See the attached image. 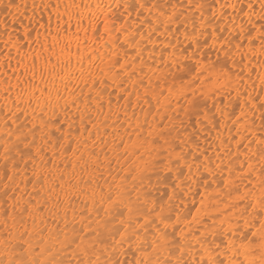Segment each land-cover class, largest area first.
<instances>
[{"label":"bare ground","instance_id":"6f19581e","mask_svg":"<svg viewBox=\"0 0 264 264\" xmlns=\"http://www.w3.org/2000/svg\"><path fill=\"white\" fill-rule=\"evenodd\" d=\"M202 2L204 3L202 10L195 8L190 10V15L194 17L190 22L196 26L195 31L190 29V25L185 26L184 22L178 24V26L176 25V33L182 34V39H186L179 42H177L175 37L177 34L172 35V27L170 25L164 27V24L158 23L159 18L162 17L161 10L153 8L151 13L148 12L147 8L142 11L138 10L136 7L137 0H35L34 3H32V0H6L2 2L0 14V49L3 48V51H0V151L7 150L8 156L11 159L13 158L12 152H17L21 145L23 146L25 143L22 137L25 138L27 122L30 124L32 121H36L41 128L43 127L42 123L47 121L50 116V122L61 121L67 131V133L61 134L57 129L58 135L55 137L43 132V130L40 132L42 143L46 148L43 146V152L36 153L38 158H35V155L31 157L32 155L30 156L28 152L30 163L32 162L31 167L35 173L30 175H35L36 178L32 183H28L33 180L32 178L29 180L31 176H28L29 181H27V178H25L27 174L25 173L26 175L24 174V176V172L21 173L18 170L19 168L15 167L17 163L14 165L13 173L18 176L17 184L14 186L20 189L21 192H19L22 196L18 198L20 195L18 194L11 204L15 205H13L15 207L13 210L15 209L17 213L19 212L16 206L24 210L26 215L22 213V216L30 217L32 227L28 231L34 230L35 225L38 227L41 221H48L47 215L49 216V214L45 210V213H43L41 210L42 206L38 208V213L34 214L33 212H36L35 210H37L39 204H37L38 206L32 205L31 197L28 198L25 194L27 192H29L28 195L34 193L33 196L37 197L36 195H39L37 192L39 190L42 191V195H39L38 199H36V203H41L44 202L51 190L50 200H52L48 199L51 204H54L53 202L56 198L57 201L55 200L56 204H54L56 206L59 196L63 198L60 203L64 202L59 204L60 206L57 209H62L59 212L53 205L57 211H55L56 213H52L51 209L44 207L53 214L50 219H55L54 216L57 214L58 219L61 217L67 220V210L72 204L73 208L76 207L81 214L85 212L83 214V225L90 229L91 234L96 232L93 233V238L95 235L104 237L105 235L102 234L105 233L107 236L112 237L117 245L120 243L119 246L128 247L129 244L133 245L135 251L130 250L131 248L128 247V253L130 254L131 251L133 253L132 256V253L128 255L131 258H136V260H134L135 258H130L132 262L149 259L153 264H157V262L158 264H177L178 260H183L187 264H191L194 260L196 264H199L201 252L207 248L213 251V254L219 252L220 256L218 259L225 260V264H246L247 262V264H257L248 243L242 254L238 251L237 246L241 236V226L230 222L231 242L226 245V232H222L218 225L213 226L218 241L211 240L212 223L206 222V220H209V216L203 219L201 215H192L191 217L189 213L187 214L189 208H193V210L204 209V211L206 210L208 214L216 217L220 222L221 215L218 214V211L209 208L211 202L209 197H212L210 190L216 187L215 180L219 178L223 182L221 184L223 188L216 187L220 191L219 194L224 193L225 196H228V192L232 193L235 198L234 204L237 205L239 203L244 207L249 223H251L249 231L256 233L257 236H261L263 231L260 220L264 213L259 211V207L261 201H264V159L257 160L255 150L249 151L250 156L247 158L246 153L243 152L250 149L249 145L243 146L241 144L240 146H235L229 144L230 151L227 152L223 149L224 152L222 151L223 153L219 155L218 149L223 141L228 140V131L233 126L238 125L245 113H250L253 110L261 117V123L253 127L254 137L257 139V136L261 134L264 139V47H262L260 32L257 31L264 25V20L259 18L258 0H219V2L217 0H202ZM250 2L254 6L250 10L251 24L248 16L238 14L239 9ZM4 3H6V6ZM156 3L163 5L165 12L175 13V18H177L182 14L183 10L188 9L189 0H156ZM221 4H235L236 11L234 12L231 8L222 9L220 7ZM172 5H175V8ZM213 5H215V11L218 15L221 12L227 13L224 22H229L233 18L236 19L237 25L243 22L245 28L251 30L257 40L255 39L244 51L241 48H237V44L240 43L238 40H233L231 44L226 41L215 42L211 35L214 25L217 37L220 35L225 36L226 32L220 33L219 29L222 21L209 20L212 15ZM245 11L248 12L249 10L245 8ZM123 15L125 16L123 17ZM149 16L152 17L151 20ZM132 18H134L133 20L139 19L138 23L142 31L134 32L132 30V24L134 25ZM117 20H122V22L118 23ZM157 26L158 30H155ZM119 28H122L123 31L119 30ZM198 29L201 30V34H206L207 36L204 37L198 34ZM236 30L238 31L239 29L237 28ZM121 36H123V41L119 42V39L122 38ZM205 41L209 42L208 45L211 44L213 46L210 45L213 48L214 55L218 54L222 59H227L233 69V73L226 74L227 82L225 86L220 88V93L210 91L214 104L222 107L223 116L228 124H223L224 121L221 120L223 116L215 119V116L211 118L207 114L204 116L205 119L202 118L204 120L203 123L209 126L208 130L204 131V134H208L206 135L207 139L204 138L203 140L202 137V141L205 142L204 145H199L200 148L198 150L195 149L198 153H190H197L195 157L201 167L198 169L199 172L196 178L200 183H197L195 178H191L197 166L188 167L186 161L178 158L179 154H173L172 163L176 168L175 171L179 183L175 188L176 206H181L184 215L190 217L191 220L189 223H183L180 220L172 223L167 219L170 215V211L167 212L169 209L168 205V208L165 207L164 210L158 208L155 212L150 206L149 211L155 215L152 214L151 217L145 214L146 209L139 208L141 206H138V203L143 205L144 199L152 197L153 194L149 192L150 188L146 189L148 192L144 188V190L136 191L137 188L141 187L143 177L134 176L130 173V170L127 172L124 170L125 168H134L136 171L138 165H136V161H132L134 156L142 158L145 163L149 164H151L153 156L152 154L149 155V152L141 148V146L136 149L133 147L128 148L130 143L128 140L132 137L131 141H134L139 137L138 120L134 118L137 111L134 105L138 103L135 104L132 98L135 96V101H142L143 105H145V102L150 104L152 103L151 94L157 90H153V87L149 85L143 86V80L141 79L143 75L140 78L137 70L141 73L143 72V74L145 73L146 76L155 78L159 70L158 61L165 60L168 62L175 58L177 62L183 63L186 57L185 50L179 49V45L182 46L183 42L186 43L187 47L189 46L188 48L192 47L191 55L201 60L204 66L205 78L212 79L215 73H221L223 70L212 63L215 62L213 59H209V53H206L210 52L207 51L209 47L206 51V47L202 49L206 44ZM121 48L129 57V61H139L140 59L139 67L134 72L137 77L133 78V73H130V78L127 80L128 76L123 78L115 74L113 66L114 62L119 61L117 57ZM241 55L245 61H243ZM128 60L125 63L126 65ZM234 66L236 67L234 68ZM241 69H244V71H240ZM236 70L239 71V75ZM162 76L159 75L157 77L158 87H161L165 75L163 78ZM165 78H168V75ZM107 88L118 90L119 95L121 93L126 94V96L129 94L128 98L132 99V101L129 99L128 105L124 106L127 124L124 125V122H121L119 126H115L116 129L122 131V134L111 128L113 123L110 121V115H115V110L113 106V108H110V104L113 101L111 100L112 97L110 98L111 95L106 92ZM171 90L175 91L176 86L175 88L174 85L173 87L171 86ZM163 95V92L158 91L157 97L159 100L165 98V95ZM108 98H110V102H108ZM222 100L223 104L221 105ZM238 101H241V106L237 105ZM236 106H238V112L243 108V112L239 113V116L233 112ZM72 117H77L83 121L84 126H86L85 134L78 131L76 124L69 122L68 119ZM14 123L17 126L16 134L10 136V132H7V127L12 126ZM198 124L200 123L198 122ZM152 127L154 128L155 125L152 124ZM71 129L72 131H70ZM107 129L111 131H107ZM113 129L115 133L112 131ZM203 129H205V126ZM238 130L232 132L233 135L237 134ZM71 132L72 138L69 137ZM127 132L132 133L131 137L126 135ZM211 132H214V135L217 136L215 139H220L217 144L213 142ZM12 136H16L14 138L16 142L12 140ZM197 137H200L199 134ZM13 141L16 143L14 146V143L12 144ZM73 141L76 142V145L72 148L68 147V143ZM97 141L103 142L105 147L102 146L101 148V146H98L96 149L95 142ZM199 141H196L197 144H199ZM79 144L81 145L79 146ZM116 147H121L122 149L120 150ZM22 148H25V146ZM208 148L214 151L215 156L214 154L213 156L209 154L213 158L210 157L211 159L206 162L204 153ZM116 150H120V152L117 153ZM209 150L208 153H211ZM44 152H48L51 155L50 159L52 158L51 162L53 163L47 164L43 156ZM41 156L44 158H41ZM223 157L226 161L221 159ZM241 157L244 158L245 171L241 173V176H238L235 174L236 160ZM100 159L105 161L106 164L104 166L101 165L102 162H99ZM61 161H63V166L60 164ZM206 165L208 166L207 168H205ZM228 168H231V171ZM38 172L43 173L42 176L38 177ZM100 172L105 173L104 175L108 176L107 179L110 177L108 183L98 182L97 177L100 176L98 175ZM94 173H97L98 176L95 177ZM124 175L128 179H134V181L130 180L133 184L128 183ZM96 178L97 182L95 181ZM225 178L227 179L225 180ZM23 179L24 183L22 182ZM235 179L242 184H246L247 193L236 195V192L239 191L237 189L241 188L231 187L235 186ZM226 182L228 183L226 184ZM202 185H204L203 190ZM36 187L39 190H36ZM180 187L182 189L190 188L191 192L197 195V198L194 199L184 195ZM233 188L236 191H233ZM31 191L32 193H30ZM45 193L46 196H44ZM53 194L58 196V199L54 197L53 200L51 198ZM148 194H150V197H148ZM48 200L46 199V202ZM44 204L47 207V204ZM39 211H42V213H39ZM17 213L12 211V214H16L15 218L9 216L12 219H9V221L6 216V220L15 222L16 219L21 217V212L19 213L20 215ZM86 214L87 216H85ZM69 215L70 219H74V212H70ZM75 216H78V213ZM99 216H103V223L101 220L99 222H91V217L97 221ZM89 218L91 220H88ZM118 218L125 222L124 228L119 227V224L116 225ZM161 220L164 222L162 223ZM90 223L91 225L92 223L96 224L90 227ZM190 223L195 224V226ZM101 224L106 227V229L103 227L105 229L103 233L99 229V226L102 228ZM122 224L124 225V223ZM166 224L167 227H165ZM210 224L211 226H209ZM16 226L18 225L16 224ZM116 226L117 229L115 228ZM67 227L70 226L67 224ZM168 228H172V230L168 231ZM14 232L17 231L14 230ZM163 232L168 234V244L158 243L155 249L148 247L156 235ZM10 233V236H12V232ZM49 234L47 233L46 237ZM176 235L178 236L176 237L177 239L173 237ZM1 236L4 235L2 234ZM107 236L103 239L101 238L102 242L105 241V238H108ZM29 237L31 238L32 235ZM56 238L58 237L56 236ZM27 239L25 240L26 242L28 241ZM178 239L180 242L178 250L180 247L183 248L182 255L181 252L175 255V253H172V251L175 252V249L170 247L171 245L176 246ZM29 242L31 243V241ZM90 244L88 245L91 247ZM60 245L63 244H58L59 247ZM217 245H219V248L216 247ZM145 248L147 249V255L144 251H137V249ZM46 254H49V251ZM38 257L40 264H47L46 262L52 261L49 255L47 257L44 256L46 257L44 259L42 255H38ZM110 260L113 261V258ZM121 261L120 258L117 259V264H120ZM110 264L114 263L110 262Z\"/></svg>","mask_w":264,"mask_h":264},{"label":"rangeland","instance_id":"374dc122","mask_svg":"<svg viewBox=\"0 0 264 264\" xmlns=\"http://www.w3.org/2000/svg\"><path fill=\"white\" fill-rule=\"evenodd\" d=\"M4 1H6V0H4ZM4 1L0 0V14H1V9H2V5H3L2 2H4ZM34 2H35V0H32V3H34ZM4 5L6 6V3H4ZM167 13L170 16L172 15V13H170V12H167ZM158 15H160V14H158ZM124 16L125 15H123V17ZM192 18H194V17H192L190 15V10L187 9V10H183L182 14H180L177 18L174 17V19L176 21L175 23H169L166 16L160 17L158 20V23L160 22L159 24H161V25L165 24V23H167V25H170L172 27V35L174 36L175 34L178 33V32L176 33V31H177L176 25L178 26V24H181L182 22H185V21L187 22L186 26L190 25V29H192V31H195L196 26L190 22ZM133 19L134 18H132V20ZM136 19L133 20L134 22L132 21L134 23V25L132 24V30H134V32H138L139 30L142 31V28H140V24L138 23L139 19H137V20ZM120 21L122 22V20H120ZM120 21H118V23ZM123 23H124V21H123ZM183 24L185 25V23H183ZM119 30L123 31L122 28H119ZM119 33H122V32H119ZM197 33L201 34V30L198 29ZM226 34H225V36H227ZM201 35L204 37L207 36L206 34H201ZM121 37L122 38L119 39V42L123 41V36H121ZM175 37L177 39V42L186 40L184 38L182 39V34H177V36H175ZM244 42H243V47H240L242 51L246 50L247 46H249V42L247 39H246V41L244 40ZM182 44H183L182 46L179 44L178 45H179V49L182 48L181 50H185L186 57H185V60L183 61V63L177 62L175 60V58L171 59L168 62L165 60L158 61L159 70H158L157 76L155 78H152L151 76H146L145 73L143 74V72L142 73L139 72L137 70L138 69L137 67H139L140 59H139V61L138 60L137 61H135V60L129 61L128 60L129 57L127 56V54L124 51H122L123 48L120 49V51H119L120 53L117 57V60H119V61L114 62L115 64L113 66L115 74L118 76H121L123 78L125 76H128L127 80L130 78L129 77L130 73H133V78L137 77L136 75H134V72L137 70L139 77L140 76L142 77V75H143L142 78L140 77L143 80V82H142L143 86L149 85L150 87L151 86L153 87L152 88L153 90L157 89L155 91L152 90L153 91L151 94L152 95V103H150V104H147L148 102H145L144 103L145 105H143L142 101H138V102L135 101V96L132 98V99H134L135 104L138 103V104H136L138 107L136 105H134L135 110H137L135 115H134V118H136L138 120L137 124L139 127V132H138L139 137L137 140L131 141L132 133L131 134L129 132L126 133V135L131 137V139L128 140V142H130L128 148L133 147L136 149L139 146H141V148H143L144 150L149 152V155L150 154L153 155L152 156V162H151V164L145 163L142 158L134 156L132 161H136V165H138V168L136 169V171L134 168H125V166H124V168H125L124 170H126V172L130 170V173L134 176L136 175L139 177H143L142 178L143 183H142L141 187L137 188L136 191H141L144 189H145V191H147L146 189L150 188L151 190H149V192L151 194H153L152 197H150V194H148V197H150V198L144 199L143 205L138 203V206H141L139 208L140 209L141 208L146 209L145 214L147 216L151 217L152 214L154 215L153 212L157 211L158 208H161L162 210H164L165 207H167V205H168L169 209L167 210V212L170 211V215H169L170 220L169 221L172 223H175L176 220H180L183 223H189L191 220L190 217L184 215V213L182 212L181 206L180 207L176 206L177 200H176V195H175V193H176L175 188L178 186L179 183H178V178H177L178 176H177L176 171H175L176 168L172 163V158H173L172 156H173V154H177V155L179 154L180 156L178 158L179 159L182 158L184 161H186L188 167L197 166V168H195L196 170H195V172L191 178H195L196 182L200 183V181L196 177H197V174L199 172L198 169L201 166L199 165V163H198L199 161L195 157V154L198 153V151H196V150H198L200 148L199 145L200 146L204 145L205 141H202V137L204 140V138L207 139L206 135H208V134H204V131H207L209 128V126L206 123H203V121H204L203 119H205L204 116L208 114V116H210L211 118H214V116H215V119L221 118L223 116L222 107L214 104V101L212 99V95H211L210 91H216V93H220V91H219L220 88L222 86H225V84L227 82V75L226 74L227 73L228 74L233 73V69L229 65L230 62L225 58L222 59L221 56L218 54L214 55L213 48H212L213 46L210 44L212 46L211 47L210 45H208L209 42H207L202 49H204L206 47L205 48V51H206V49L209 47L207 49V51H210V52L212 51L211 52L212 55L210 52H206L207 54L209 53L208 54L209 59H211V60L213 59V61H215V62H212V63H214V65L222 68L223 71L221 73H215V75L212 77V79L211 78L206 79L204 76L205 75L204 74V66H203L201 60L197 59L191 55V51H192L191 48L192 47L188 48L189 46L187 47V45H185L186 43H183V42H182ZM210 48H212V49H210ZM2 49L3 48H1L0 51H3ZM208 57L206 56V58H208ZM241 57H242L243 61H245V59L243 58L242 55H241ZM226 58H228V57L226 56ZM127 60H128V64L126 65L125 63ZM235 67L236 66H234V68ZM240 71L243 72L244 69H241ZM236 72L238 74L239 71L236 70ZM135 74H137V73H135ZM159 75H163V76L165 75L164 79L162 81L161 87H158V85H157V81H158L157 77ZM167 75H168V78H165V77H167ZM163 76H162V78H163ZM172 83L174 85V88L176 86L175 91L171 90V86L173 87ZM110 86H111V84H110ZM158 91H161L164 93V95H165L164 99H162V100L158 99V97H157ZM106 92H108L109 95H111L110 98L112 97L111 100L114 102V103L112 102L110 104V108L114 107V110H115V115H110V121H112V123H113L111 128L116 129L115 126H119V124L121 122L122 123L124 122V125H126L127 124V120H126L127 118L125 116V111H124L125 107L124 106H127L128 102H130L129 101L130 98H128L129 94L126 96V94L121 93L120 94L121 96H120L118 94V90L115 91L112 88H110V89L107 88ZM115 93H116V95H114ZM110 98H108V102L111 101ZM132 99H130V100L132 101ZM142 99H144V98H142ZM161 101H163V102L161 103ZM222 104H223V100H222L221 105ZM240 104H241V101H238L237 105L241 106ZM145 109H147V110H145ZM150 110H151V112H150ZM116 112H118L119 114ZM233 112L236 113L235 115L239 116V113L243 112V108H241L240 111L238 112V106H236L233 109ZM146 115L148 116L147 118H146ZM199 116H200V118H199ZM149 118H150V122H149ZM68 120L70 123L76 124L78 126V131H80L81 133L83 132L85 134L86 126H84L83 121H81L77 117H74V118L72 117ZM221 120L224 121V123H223L224 125L228 124L225 121L224 116H223V118H221ZM198 122L200 124H198ZM260 123H261V117L258 113L255 112V110H253L250 113H245L244 116L241 117V120L238 123V125L233 126V128L228 131L229 132L228 140L222 142L221 146L218 149V155L220 153H223L225 150L227 152L230 151V145L229 144H232L235 146H240L242 144L243 146L249 145V147H250V149L243 152V153H246L247 158L250 156L249 151L255 150L256 154H257V160L261 159V151L264 150V139L261 137V134L259 136H257V139H255V137H254L255 134L253 132V130H254L253 127H255V125H259ZM42 124H43V127L40 128V125L37 124L36 121H32L30 124H28V122L26 123V125H27V127L25 129L26 135H25V138L22 137V140L25 143L23 144V146L21 145V147L17 150V152H12L13 155L15 156V157L13 156L12 159L8 156L7 150L0 151V185H1L0 186L1 187L0 188V192H1L0 193V234L2 233L4 235V236H1L2 234L0 235V237H1L0 238V264H31V263L40 264V259H39L38 255H42L43 259L49 255V257L52 258V261L46 262L47 264H110V262L117 264V259H119V258L122 260L120 264H136V261L135 262L131 261V259L135 258V257L131 258V256L133 255L132 251H131L132 254L130 253L131 256H129L130 254L128 253V250H129L128 247L131 248L130 250H134L133 245L129 244L128 247L127 246L126 247L119 246L120 243H118L119 245H117L116 242H114V240L112 239V237L107 236L105 233H103V232H105L106 227L102 224H101L102 228L99 226V229H100V232H102L103 234L102 233H98V234L105 235L104 237L107 236L108 238H105L104 242H102V240H101V238L103 239L104 237L103 236L101 237L98 234H97L98 236L95 235V237L93 238L92 237L93 233H96V232H92V234H91L90 229L86 228V226L83 225V214H85V212H83V214H81L80 211H78V209L76 207L73 208L72 204H70V206L68 207V210H67L68 211V217H67L68 219L67 220H65L61 217H60V219H58L57 214H55V216H54L55 219L54 218H52L53 220L50 219L51 215H53L52 213H54L56 211L55 209H57L60 206L59 204H62L64 202L63 201L62 203H60L63 200V198H61L59 196V199H58V196H55L53 194V197H51V198H53V200H54V197H57L59 203L57 202L58 206L54 205V204H56V202H55L56 198H55V200L53 202L54 204H51L50 203V201L52 200V199L50 200L51 190L49 191V194L47 196H46V193L44 194V196H46V199L50 200V201L48 200V202H46V199H45L44 202L36 203L37 202L36 199H38V196L42 195V193H43L37 187H36V190H39L37 192V194H39V195H36L37 197H35V195L33 196L34 193L28 195L29 192H27L25 194L26 197L28 196V198L29 197L32 198V200L30 198L31 203H33L32 205L38 206L37 204H39V206L37 207V210H35L36 212H33L34 214L38 213L37 211H38V208H40V206H42L43 208L45 207L47 209L49 208V210L51 209L50 210L51 212L53 211L51 213V212H48L49 210H46L45 208L44 209L41 208L43 213H45L44 212V210H45L46 213L49 214L50 217L47 215L49 220L46 222H43L44 220L41 221L38 224L39 225L38 227H36L37 225H35L33 228L34 230H31V232H33L32 234H29V233H31L30 230L28 231V229L32 227V224L30 222L31 220L29 219L30 217L26 218V216H22L23 215L22 213L25 214V212H24V210H22L21 207H19L20 208L19 209L18 206H16V208L18 209V212L19 213L21 212V217L18 218V215H17L18 219H16V221L14 220L15 222H13V221L9 222L10 220H12V219H10L9 216H11V218L12 217L15 218V216H16V214L15 215L12 214V211H13V213H17L15 209L13 210V208H15V207H13L14 204L12 205L11 203L13 200H15V198L21 192L20 189L15 188V186H14L17 184V179H18V176L13 173L14 165L17 163V165H15V167H17V169L19 168L18 170H20L21 173L24 172L23 175L25 173L27 174V175L25 174L26 175L25 178H27V181L31 180V178H32L33 180L28 182V183H30V182L32 183V181H35L36 178H35V175L31 176L32 174H35V173L32 170V167H31L32 162L30 163L29 157L31 155H32L31 157H34L33 155H35V158H38V155H36V153L43 152V149L46 148L45 145H43V143H42V138L40 136L41 135L40 132L43 130V132H46L47 134H49L52 137H55L58 135L57 129L61 134L67 133V131L64 129V125L62 124V122L56 120L55 123H52V122H50V116L48 117L47 121L43 122ZM152 124L155 125L154 128L152 127ZM198 125H201V126H198ZM203 125L205 126V129H203L204 128ZM91 126H92V124H91ZM16 128H17V126L15 123L12 126L7 127V132H10V134H9L10 136L16 134L15 133ZM54 128H56L55 129L56 131L54 130ZM72 129L70 131H72ZM114 129L112 131H114ZM202 129H203V131H202ZM116 130H117V133L122 134L121 130H119V129H116ZM237 130H238V133L233 135L232 132H235ZM107 131H111V130L107 129ZM53 132H54V135H53ZM114 133H115V131H114ZM117 133H116V135L118 136ZM70 134H69V137L72 138V136H73L72 132ZM198 134L200 137H197ZM245 134H246V136H245ZM243 135H244V137H243ZM211 136H212L213 142L215 144H217V142L220 141V139H218V140L215 139V137H217V136L214 135V132H211ZM12 137H13L12 140H14L16 142V140L14 139V138H16V136L15 137L12 136ZM113 137L115 138V135ZM197 140L198 141L200 140L198 142L199 144H197V142H196ZM14 141L12 142V144L14 143L13 146L16 144ZM117 141L118 140L116 137V142ZM208 142H209V139H208ZM102 143L103 142L100 143L99 141L95 142V148L97 149L98 146L99 147L101 146V148H102V146L104 145V143L103 144ZM75 145H76L75 141L68 143V147H70V148H72ZM80 145L81 144H79V146ZM24 146H25V148H22ZM43 146H44V148H43ZM103 147H105V146H103ZM116 148L120 149V150L122 149L121 147H116ZM209 149L210 148L205 150V153H204V159L206 160V162H208L207 161L208 159L213 158L212 156L214 154V151H211V149L210 150ZM223 149H224V151H223ZM120 150H116V152L119 153ZM208 150L211 153H208ZM212 150H213V148H212ZM28 152H29L30 156L28 155ZM191 152H197V153L190 154ZM209 154H212V156H210ZM43 156L45 157V161L47 162V164L53 163V162H51L52 158L50 159L51 155L48 154V152H44ZM43 156H41V158H44ZM214 156H215V154H214ZM221 159L223 161H226L224 157ZM41 160H43V159H41ZM99 162H102L101 163L102 166H104V164H106L105 161H103L102 159H100ZM227 162L229 163V161H227ZM62 163H63V161H61L60 164H62ZM236 164H237V166L235 168L236 169L235 174L238 176H241V173H243L245 171V169H244V158L241 157V158L237 159ZM18 165H19V167H18ZM62 166H63V164H62ZM20 167H21V169H20ZM207 167L208 166L206 165L205 168H207ZM228 170L231 171V168H228ZM42 174L43 173L38 172V177L42 176ZM104 174L105 173L100 172V173H98V175H100V176L97 177L98 176L97 173H94L93 175L95 177H97L99 180L98 181L96 178L95 181L96 182L101 181L102 183H105V182L108 183L110 180V177L107 179L108 176H106ZM28 176H31L30 179L28 178ZM103 176H104V178H103ZM105 176H106V178H105ZM124 176L128 180L127 181L128 183L133 184V182H130V180L134 181V179H128L126 175H124ZM227 176H225V177H227ZM95 177H94V179H95ZM226 179L227 178H225V180ZM22 182L24 183V179ZM235 182H236V183H234L235 186H231V187H236V189L241 188V189H237L240 191V193L237 194V192H239V191H237L236 195H241V194L247 193L246 192L247 191L246 184H242L241 182H239L237 180ZM222 183L223 182L220 181L219 178H216V180H215V186L216 187H218V188L222 187V185H221ZM227 183L228 182H226V184ZM224 186H225V183H224ZM239 186H241V187H239ZM216 187H214V188H212V190H210L212 197H209V200L211 201L209 208L211 210L218 211V214L221 215L220 222L217 220L216 217H213L210 214H208L206 210L204 211V209H194L193 210V208H191V209L189 208V210H187L188 211L187 214L189 213V216H191V217H192V215H194V216H200L201 215L203 219H206V217L209 216V218H208L209 220H206V222L208 221L209 223H212V227H211V231H210L211 232L210 236H212L211 240L218 241L217 236L215 235L216 232L214 231V228H213L214 225H218V226H220V230L222 232H226L225 233L226 234V240H227L226 245H228V243L231 242L230 222L232 224L241 226L242 231H241V236H240V239L238 240V246H237L239 253L242 254V252L245 250V247L248 243L249 248H250L253 256L255 257L256 263L257 264H264V249H263L264 239L260 238V237H264V228H262L263 231H262L261 236H257V235L253 236L252 235L253 232L249 231L251 223H249V219L247 218V213H246L244 207L239 203L237 205L234 204L235 198H234V195L232 193L228 192V196H225L224 193L219 194L220 191ZM180 189H182V187H180ZM203 189H204V185H202V190ZM182 190H183L182 193L184 195H186L190 198H194V199L197 198V195L192 193L190 188L182 189ZM223 190H225V189H223ZM32 191H35V190H32ZM32 191L30 193H32ZM233 191H236V190L234 189ZM35 194H36V192H35ZM20 196H22V194H20L18 196V198H20ZM44 196H42V197H44ZM44 198H42V199H44ZM242 199L244 200V198H242ZM33 200H34V202H32ZM8 201L10 202V205H9ZM149 201L151 202L150 204H149ZM136 202H137V200H136ZM252 202L254 203V201H252ZM44 203L47 204V207ZM49 205H51V206H49ZM53 205L55 206V209H54ZM136 206H137V204H136ZM150 206H152L153 212L149 211ZM2 207H4V208H2ZM70 207H72V208H70ZM75 209H77V211H75ZM42 211L41 212L39 211V213H42ZM59 211H62V209H59L58 212ZM63 211L67 212L66 210H63ZM70 212H74V219H70V217H69ZM76 212L78 213V216H75L77 214ZM19 213H17V214H19ZM10 214H12V215H10ZM6 216L8 217V220L10 219L9 221L6 220V218H7ZM85 216H87V214ZM215 216H216V214H215ZM262 216H264V214H262ZM24 218H26V219H24ZM119 218L116 220V225L119 224L118 225L119 227L124 228L125 222H123V220L121 221ZM91 219L89 218L88 220H91V222H99L101 220V222L103 223V216H99L97 221H95L94 218H92V217H91ZM22 220H24V221L21 222ZM62 220L64 221V224L66 222H68V223H66L64 226ZM74 220H75V222L76 221L77 222L75 223ZM50 221H51V223H50ZM117 221H118V223H117ZM12 222H13V224H12ZM122 223H124V225ZM16 224L18 226H16ZM67 224L70 227H67ZM95 224L92 223V225H91V223H90V227L95 226ZM190 224H192V226H195V224H193V223H190ZM209 226H211V224ZM115 228L117 229V226ZM103 229H104V231H102ZM7 230H8V232H6ZM10 230H12V231H10ZM14 230L17 231L18 233L14 232ZM37 230H38V232H37ZM169 230L171 231L172 228H168V231ZM3 232H5V233H3ZM9 232H12V236H10L11 233L9 234ZM46 232L48 234L50 233L47 237H46V235H47ZM6 233H7V235H6ZM34 233H36V234H34ZM171 233L173 234V232H171ZM31 235H32V237L31 238L29 237L30 238L29 239L28 236H31ZM56 236L58 238L59 237L60 238L58 239V238H56ZM62 236H64V237H62ZM173 237L176 238L178 236L176 235ZM14 238L15 239L18 238V239L12 240ZM25 238L26 239L28 238L27 242L25 241L26 240ZM29 241H31V243ZM60 243H62L63 245H60V247H59L58 244H60ZM89 243H91L90 244L91 247L88 245ZM179 243L180 242L178 239L176 246H173V245L170 246L173 249H175V252L172 251V253H175V255L180 253V251L178 250V247L180 246ZM228 248H229V246H228ZM48 251H49V254H46V252L48 253ZM44 256H46V257H44ZM107 256H108V258H107ZM111 258H113V261L110 260ZM128 258H129V260H128ZM134 260H136V258Z\"/></svg>","mask_w":264,"mask_h":264},{"label":"snow or ice","instance_id":"6c2138e0","mask_svg":"<svg viewBox=\"0 0 264 264\" xmlns=\"http://www.w3.org/2000/svg\"><path fill=\"white\" fill-rule=\"evenodd\" d=\"M217 2H219V0H217ZM258 6H259V18L261 20H264V0H258ZM136 7L138 10H144L145 8H147L148 12L151 13L153 8H159L161 10V15L162 16H166L167 20L169 23H175V13H173L171 16L168 15L167 12L164 11L163 5H160L158 3H156V0H137V4ZM173 8H175V5H172ZM220 7L223 8H231L233 9V11H236V5L235 4H221ZM253 4L250 2L247 5L241 7L239 9V13L238 14H242L244 16H248L249 17V23L251 24V18H250V10L253 8ZM187 8L189 10L195 8V9H200L202 10L204 8V3L202 2V0H189V3L187 5ZM245 8H247L249 11L246 12ZM227 16V13L221 12L219 15L217 14V12L215 11V5H213V11H212V15L211 17H209L210 21H217L220 20L222 21L221 25H220V33H227V36L224 35H220L219 37L216 36L215 33V25H214V30L213 33L211 34L214 41L215 42H224L226 41L228 44H231L233 42V40H238L240 41V43L237 44V48L243 47V41L245 39L248 40L249 45L252 44V42L256 39V37L252 34V31L249 29H246L244 26V23L241 22L239 25H237V21L235 18L231 19L229 22H224L225 17ZM149 19L151 20L152 17L149 16ZM153 23L155 24V21L153 20ZM185 26H186V21L184 22ZM164 27H167V23L164 24ZM254 24H253V28H254ZM239 29L238 31L236 29ZM155 30H158V26ZM260 32V37H261V41H262V47H264V25L261 26V29L257 30ZM193 35H195V33H193ZM205 43H207V41H205ZM261 158L264 159V150L261 151ZM255 210V208H254ZM259 211L264 213V201H261L260 207H259ZM168 220H170V217L167 218ZM161 222L163 223L164 221L161 220ZM261 223V227L264 228V216L261 217L260 220ZM165 227H167V224L165 225ZM253 236L256 235V233L252 234ZM262 239H264V237H262ZM158 243H162L164 245L168 244V234L167 232H163V233H158L155 237V239L148 245V247H151L152 249H155ZM217 248H219V245L216 246ZM137 251H144L145 254L147 255V249H137ZM179 251L181 252V255L183 254V248L180 247ZM220 256L219 252H216L215 254H213V251L205 248L202 250L201 252V259L199 264H225V260L223 259H218V257ZM136 264H153V262L149 259H141V260H137ZM158 264V262H157ZM177 264H187V262L183 261V260H178ZM191 264H196V261H192Z\"/></svg>","mask_w":264,"mask_h":264}]
</instances>
